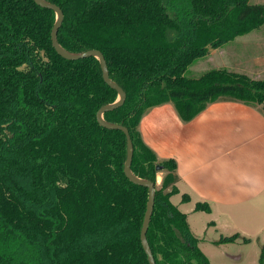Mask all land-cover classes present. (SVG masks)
<instances>
[{
    "label": "trees",
    "instance_id": "obj_1",
    "mask_svg": "<svg viewBox=\"0 0 264 264\" xmlns=\"http://www.w3.org/2000/svg\"><path fill=\"white\" fill-rule=\"evenodd\" d=\"M45 1L63 13L59 45L71 53L99 51L109 78L126 94L103 119L128 129L131 172L155 185L146 234L155 264H209L186 215L170 202L179 193L176 162L159 161L138 126L147 110L169 103L183 122L217 102L261 109L264 80L225 71L192 80L185 72L259 29L264 4ZM54 22V12L32 0H0V264H148L140 243L148 190L123 173L124 134L96 120L117 93L104 83L97 59L67 61L55 52ZM194 211L210 213L205 203H196Z\"/></svg>",
    "mask_w": 264,
    "mask_h": 264
},
{
    "label": "crops",
    "instance_id": "obj_2",
    "mask_svg": "<svg viewBox=\"0 0 264 264\" xmlns=\"http://www.w3.org/2000/svg\"><path fill=\"white\" fill-rule=\"evenodd\" d=\"M251 66L252 72L259 73L264 68V56ZM162 125H170L169 130ZM172 125L179 129H172ZM138 130L159 161L176 162L179 193L170 202L186 215L198 244L192 224L196 214L205 215V233L212 230L221 235L210 241L217 247L226 244L215 242L233 235L238 236L235 241L248 242L252 237L264 236L263 107L217 102L182 124L172 106L164 104L147 110ZM182 195H187L189 201L183 203ZM176 197L178 201L173 202ZM196 203L207 204L210 213L195 212Z\"/></svg>",
    "mask_w": 264,
    "mask_h": 264
},
{
    "label": "rangeland",
    "instance_id": "obj_3",
    "mask_svg": "<svg viewBox=\"0 0 264 264\" xmlns=\"http://www.w3.org/2000/svg\"><path fill=\"white\" fill-rule=\"evenodd\" d=\"M248 4H264V0H248ZM232 43L224 44V46L216 49L213 53L210 52L211 55L208 54L196 60L188 67L185 76L188 79L197 80L209 71H225L243 74L255 80H264V68L259 73L251 71L253 62H259L264 56V24L259 29L251 32L250 36L238 39ZM170 105L175 110L173 104ZM177 118L182 124L188 123L183 122L178 114ZM162 127L168 131L170 125H162ZM171 127L172 129H179L176 125ZM160 185L161 173H158L156 188L159 189ZM177 201L178 197L173 199V202ZM196 216L198 217L192 218L193 230H195L200 240L198 248L205 254L209 264H259L264 236L252 237L249 242H243V239H238L233 243L217 247L210 241L218 239L221 235L212 230L205 233V226L207 225L205 223V215L196 214Z\"/></svg>",
    "mask_w": 264,
    "mask_h": 264
},
{
    "label": "water",
    "instance_id": "obj_4",
    "mask_svg": "<svg viewBox=\"0 0 264 264\" xmlns=\"http://www.w3.org/2000/svg\"><path fill=\"white\" fill-rule=\"evenodd\" d=\"M37 6L48 9L54 12L55 14V22L52 27L51 33H50V40L51 45L55 52L63 59L67 61H76L81 59H86L93 57L98 60L99 66L101 69L102 79L104 83L109 86L111 89L116 91L117 93V100L108 105L102 106L96 113V120L97 123L107 129V130H114V131H121L126 140V158L123 165V173L125 177L134 185L145 187L148 190V199L146 203V209L143 217V222L140 230V243L142 246V249L147 257L148 264H155L153 254L151 252V249L149 247V244L147 242L146 234L147 230L150 224L151 216L153 213L154 208V198H155V189H154V183L147 180V179H141L133 175L131 172V163H132V157H133V144L129 135V131L126 127L119 125V124H113L108 123L103 119V115L106 112L113 111L123 105L126 99V94L123 91V89L118 86L115 82H113L109 78V72L107 68L106 61L103 57V55L97 51V50H88L80 53H71L67 50L63 49L58 41H57V33L59 28L61 27L62 21H63V13L60 10L59 7L56 5L47 2L45 0H32ZM262 107L264 108V103L262 104Z\"/></svg>",
    "mask_w": 264,
    "mask_h": 264
}]
</instances>
